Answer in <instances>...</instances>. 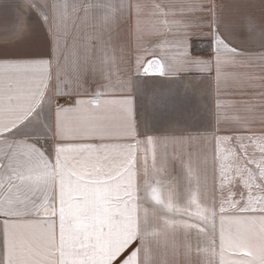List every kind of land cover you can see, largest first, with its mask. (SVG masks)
Listing matches in <instances>:
<instances>
[{"label": "snow or ice", "instance_id": "obj_1", "mask_svg": "<svg viewBox=\"0 0 264 264\" xmlns=\"http://www.w3.org/2000/svg\"><path fill=\"white\" fill-rule=\"evenodd\" d=\"M153 8L146 29L133 0H0L11 16L0 40V264H264L257 105L241 100L246 115L229 118L218 95L216 126L193 134L199 112L168 116L139 75L187 66L210 77L215 66L218 93L254 79L225 68L264 61V0H188L179 18ZM173 27L183 60L137 57L133 74L129 38L154 43ZM205 27L209 55H188L190 29Z\"/></svg>", "mask_w": 264, "mask_h": 264}, {"label": "crops", "instance_id": "obj_2", "mask_svg": "<svg viewBox=\"0 0 264 264\" xmlns=\"http://www.w3.org/2000/svg\"><path fill=\"white\" fill-rule=\"evenodd\" d=\"M133 2H138L144 6V20L145 28H150L152 23L157 19V16L152 15L154 12L153 5L160 4L165 11H171L175 13L177 18L181 15V8L185 5L188 0H133ZM205 2H210V0H205ZM227 2V0H226ZM259 3V0H256ZM11 27V16L0 10V40L5 37V32H10ZM87 30L81 28V37L85 34ZM208 29L205 27L203 29L193 28L190 29V34L186 38L187 44V54L192 57L207 58L211 49L209 48V37L207 35ZM11 39L10 35L8 37ZM181 36L177 33L175 27L166 35L160 36L155 42L145 41L143 43H137L134 38H129L128 47L125 51L126 58L131 60V70L133 74H136V60L137 57H141L147 64L148 60L159 59L163 63L176 62L177 64L183 60L185 54V48L179 43ZM166 40L167 44L164 47L156 46L160 41ZM196 42V48L194 50L192 43ZM44 42V34L39 30L36 31L29 40V44L32 47H41ZM254 51H259V49H254ZM226 72L229 73H243L248 77H253L254 79L245 80L243 83H234L229 80L227 85L223 82L221 83L219 93L217 91L216 83V72L215 66H213V71L211 76L207 72L201 73L198 69L183 67L180 71L170 74L168 76H160L155 72L154 68H150L148 73H144L143 68L140 69L139 75L141 79L146 78H190V79H206L208 84H192V87H187L188 84H147L149 86V91L155 90L157 93L161 94L169 104L170 110L167 113L171 117H183L188 116L196 111L199 112V116L195 121H189L192 124L191 131L193 134L197 130L203 131L205 128H214L216 126L215 112H216V102L217 96L219 95L220 101L225 105L223 111L228 115L229 118L234 116H244L246 113L243 109L246 107L245 104L239 103V101H248L251 104L257 105V119L253 122L250 127L256 133H260L264 130V122L259 118V106L264 104V61L256 59L246 60L244 66L242 67H227ZM61 103L64 101L61 100ZM141 105L145 103L144 97H141L138 101ZM172 106H175V110H171ZM211 109L212 115H208V109ZM69 119H73L72 114H69ZM167 123V119H161L159 124ZM184 127L182 123L180 125ZM164 128L163 126H159ZM167 127V126H165ZM159 134V133H157ZM249 152L255 153L257 160L259 159L260 152L256 144L249 145ZM151 161H149L150 163ZM255 167V165H252ZM208 185L211 188L212 185V172L209 169L208 172Z\"/></svg>", "mask_w": 264, "mask_h": 264}, {"label": "rangeland", "instance_id": "obj_3", "mask_svg": "<svg viewBox=\"0 0 264 264\" xmlns=\"http://www.w3.org/2000/svg\"><path fill=\"white\" fill-rule=\"evenodd\" d=\"M145 84H208L206 79H190V78H146L142 79ZM159 126H167V123H160Z\"/></svg>", "mask_w": 264, "mask_h": 264}, {"label": "trees", "instance_id": "obj_4", "mask_svg": "<svg viewBox=\"0 0 264 264\" xmlns=\"http://www.w3.org/2000/svg\"><path fill=\"white\" fill-rule=\"evenodd\" d=\"M192 46H193V49H194V50H198V49L196 48V42H195V41L192 43Z\"/></svg>", "mask_w": 264, "mask_h": 264}]
</instances>
